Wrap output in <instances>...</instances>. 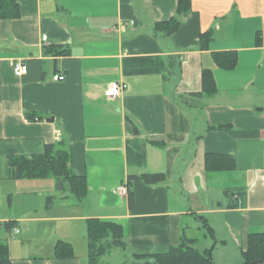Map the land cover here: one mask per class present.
<instances>
[{"label": "crops", "instance_id": "1", "mask_svg": "<svg viewBox=\"0 0 264 264\" xmlns=\"http://www.w3.org/2000/svg\"><path fill=\"white\" fill-rule=\"evenodd\" d=\"M16 1L19 16L0 20V244L10 264H88L91 218L123 230L124 247L99 264H133L183 237L215 264H241L248 234L264 235V0H192L171 35L154 25L177 0ZM223 51L235 53L233 67L214 61ZM16 60L27 65L21 76ZM205 70L215 91L193 94ZM110 81L124 84L115 98L103 94ZM50 143L85 177L82 198L54 176H9L8 156ZM208 152L233 167L207 172ZM145 173L165 178L147 184ZM59 241L72 256L55 255Z\"/></svg>", "mask_w": 264, "mask_h": 264}, {"label": "trees", "instance_id": "2", "mask_svg": "<svg viewBox=\"0 0 264 264\" xmlns=\"http://www.w3.org/2000/svg\"><path fill=\"white\" fill-rule=\"evenodd\" d=\"M192 0H177L175 15L164 21L156 22L157 31L167 35L173 34L179 27L177 16L187 12ZM19 6L16 0H0V20L17 18ZM210 40V32L200 37L201 46L206 47ZM59 48V49H58ZM45 52L53 54L65 53L58 46H47ZM235 53L223 51L213 53L214 61L221 67H233L236 61ZM215 91V81L210 70L202 72V89L196 95H209ZM9 176L14 179L40 178L54 176L60 182H67L71 193L80 199L86 195L87 186L83 175L74 173L69 166V152L56 143L46 144L40 153L31 155L8 156ZM233 167V158L227 154L206 153L205 169L207 172H216ZM138 178L147 184L164 180L163 173H145ZM132 206V195L128 196ZM206 232L212 236L213 230L205 225ZM109 237L111 242H104ZM87 248L88 264H99L100 257L112 246L124 247L123 230L120 224L112 221H103L95 218L87 221ZM194 239L183 237L178 245L168 251L154 254H137L133 264H215L211 258L210 249L198 250L193 245ZM73 250L69 243L59 241L55 246L57 257L72 256ZM241 264H264V235L250 233L247 237L246 248L242 253ZM0 264H10L7 244H0Z\"/></svg>", "mask_w": 264, "mask_h": 264}, {"label": "built area", "instance_id": "3", "mask_svg": "<svg viewBox=\"0 0 264 264\" xmlns=\"http://www.w3.org/2000/svg\"><path fill=\"white\" fill-rule=\"evenodd\" d=\"M126 24H133V21L130 20L128 21ZM112 31L114 32L115 31V27H112ZM42 40L43 41H46L47 40V36L46 35H42ZM12 66V71L14 73V75L16 76H21L22 74H25L27 72V65L25 64L24 61L22 60H16L14 62H12L11 64ZM52 79L54 81H62L65 79V76L64 74L62 73H57V74H54L52 76ZM123 83L120 82V81H110L107 83L104 91H103V94L106 98H115L117 97L122 89H123ZM115 191L121 195H128V189L127 187L124 185V184H119L115 187ZM18 229L17 227H12L11 228V235H14L16 233H18Z\"/></svg>", "mask_w": 264, "mask_h": 264}, {"label": "rangeland", "instance_id": "4", "mask_svg": "<svg viewBox=\"0 0 264 264\" xmlns=\"http://www.w3.org/2000/svg\"><path fill=\"white\" fill-rule=\"evenodd\" d=\"M196 234H197L196 236H197L198 238H200L201 235H200L199 233H196ZM123 256H125V255L123 254ZM123 258H124V257H123Z\"/></svg>", "mask_w": 264, "mask_h": 264}]
</instances>
